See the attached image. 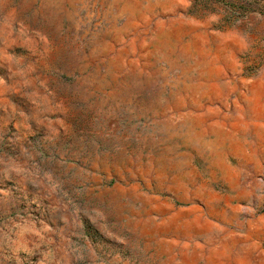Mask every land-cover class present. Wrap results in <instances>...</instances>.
<instances>
[{"label":"rangeland","instance_id":"rangeland-1","mask_svg":"<svg viewBox=\"0 0 264 264\" xmlns=\"http://www.w3.org/2000/svg\"><path fill=\"white\" fill-rule=\"evenodd\" d=\"M254 218L264 0H0V264H254Z\"/></svg>","mask_w":264,"mask_h":264},{"label":"crops","instance_id":"crops-1","mask_svg":"<svg viewBox=\"0 0 264 264\" xmlns=\"http://www.w3.org/2000/svg\"><path fill=\"white\" fill-rule=\"evenodd\" d=\"M221 222H218V228L223 227ZM216 228V225H212ZM221 229V228H220ZM264 220L262 218H254V264H264ZM219 253L215 252L214 257L217 258ZM220 264V263H219Z\"/></svg>","mask_w":264,"mask_h":264},{"label":"trees","instance_id":"trees-1","mask_svg":"<svg viewBox=\"0 0 264 264\" xmlns=\"http://www.w3.org/2000/svg\"><path fill=\"white\" fill-rule=\"evenodd\" d=\"M216 2H221L219 0H215ZM198 4V1H196L194 3V6H196ZM229 9L231 10L232 13H242L246 10V7L245 6H236L235 4L233 3H229ZM236 7V8H235ZM240 15V14H239Z\"/></svg>","mask_w":264,"mask_h":264}]
</instances>
